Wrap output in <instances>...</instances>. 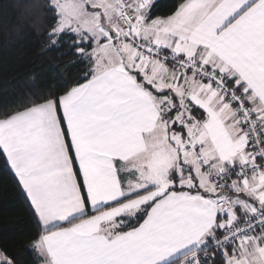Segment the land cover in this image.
Wrapping results in <instances>:
<instances>
[{
	"label": "snow or ice",
	"instance_id": "1",
	"mask_svg": "<svg viewBox=\"0 0 264 264\" xmlns=\"http://www.w3.org/2000/svg\"><path fill=\"white\" fill-rule=\"evenodd\" d=\"M37 63L0 108L32 227L0 264H264V0H16Z\"/></svg>",
	"mask_w": 264,
	"mask_h": 264
},
{
	"label": "trees",
	"instance_id": "2",
	"mask_svg": "<svg viewBox=\"0 0 264 264\" xmlns=\"http://www.w3.org/2000/svg\"><path fill=\"white\" fill-rule=\"evenodd\" d=\"M16 0H0V5L15 4ZM173 0H161L162 13ZM18 12L0 7V108L15 102L27 80V74L37 63L35 35L17 31ZM32 227L31 217L19 197L16 182L4 169L0 159V239L4 236L21 238Z\"/></svg>",
	"mask_w": 264,
	"mask_h": 264
}]
</instances>
